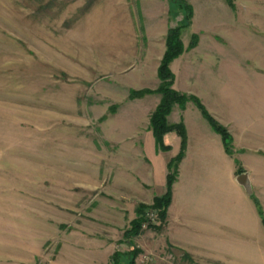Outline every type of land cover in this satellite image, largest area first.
I'll return each instance as SVG.
<instances>
[{
    "label": "rangeland",
    "instance_id": "1",
    "mask_svg": "<svg viewBox=\"0 0 264 264\" xmlns=\"http://www.w3.org/2000/svg\"><path fill=\"white\" fill-rule=\"evenodd\" d=\"M210 1L0 0V264H112L134 205L114 181L123 169L133 183L121 149L134 129L152 133L164 33L186 23L180 2L197 13L172 88L227 130L264 221V178H248L253 157L241 164V148L264 154V0ZM191 105L189 128L217 136ZM230 249L224 264H264V230L261 246Z\"/></svg>",
    "mask_w": 264,
    "mask_h": 264
},
{
    "label": "crops",
    "instance_id": "2",
    "mask_svg": "<svg viewBox=\"0 0 264 264\" xmlns=\"http://www.w3.org/2000/svg\"><path fill=\"white\" fill-rule=\"evenodd\" d=\"M212 3L213 0L209 2L210 5ZM190 5L195 19L196 7L191 2ZM164 35L166 37V33ZM179 59L171 64V69ZM177 108L170 115L177 114L171 123L183 119L187 133L186 152L178 165L165 227L161 232L144 229L132 240L140 250L135 264H172L170 259L179 261V255L184 256L190 264H224L232 255V246H261L264 228L257 210L236 182V155L228 156L221 138L200 122L197 128H189L186 114L192 110L191 103L184 110ZM131 135L134 137L121 149L119 158L123 160L118 165L127 167L133 175V183L125 188L121 179L125 177H122L123 169L114 180L117 187L125 189L126 197L134 204L128 225L136 218L138 205L150 206L154 198L165 194L167 165L180 151V139L174 133L166 134L163 138L164 144L170 146L168 152L157 151L152 133L148 130L134 129ZM241 149L247 152L241 155L242 166L245 167L247 156L253 157L255 169L248 171V178H264L263 152ZM121 241L124 244L120 247L126 250H107L109 260L116 252L124 254L130 251L127 243L123 239ZM94 246L97 254L103 253L102 245ZM67 253L72 254V251Z\"/></svg>",
    "mask_w": 264,
    "mask_h": 264
},
{
    "label": "trees",
    "instance_id": "3",
    "mask_svg": "<svg viewBox=\"0 0 264 264\" xmlns=\"http://www.w3.org/2000/svg\"><path fill=\"white\" fill-rule=\"evenodd\" d=\"M179 9L185 13L186 23L175 28H170L167 32L165 45L166 50L163 58L158 67L157 76L159 79V87L156 93L160 95L161 99L156 107L154 113L150 118V129L152 131L156 147L159 151L166 152L169 147L163 143V138L166 134L176 133L181 139V148L179 154L171 160L168 165V175L166 177V192L161 197H156L150 206L139 205L136 210V219H134L129 227L123 234L124 242L130 247V251L124 254L116 252L112 255L110 261L112 264H135L137 256L140 254L132 243V240L138 237L146 229L153 230L155 232H161L166 224L167 211L172 200V187L177 179V167L184 157L186 149V130L182 123L177 125H170L167 122V117L170 115L174 106H178L180 110H184L188 103H193L196 108L200 111L202 117L209 124L211 129L219 135L222 139L223 147L227 155L232 154L231 149V137L227 130L218 124L206 111L200 101L195 97H188L175 91L173 87L174 75L170 70V64L184 54L185 49L181 41V32L189 26L192 17V8L186 3H178ZM195 47V42H192L190 48ZM148 91L142 94H147ZM257 205V203H256ZM148 211L156 212L159 220V225H152L146 219V213ZM264 226V221L262 220Z\"/></svg>",
    "mask_w": 264,
    "mask_h": 264
},
{
    "label": "built area",
    "instance_id": "4",
    "mask_svg": "<svg viewBox=\"0 0 264 264\" xmlns=\"http://www.w3.org/2000/svg\"><path fill=\"white\" fill-rule=\"evenodd\" d=\"M145 216H146L148 222L151 223L152 225L158 223V216H157L156 212L148 211ZM144 229H146L145 226H144Z\"/></svg>",
    "mask_w": 264,
    "mask_h": 264
},
{
    "label": "water",
    "instance_id": "5",
    "mask_svg": "<svg viewBox=\"0 0 264 264\" xmlns=\"http://www.w3.org/2000/svg\"><path fill=\"white\" fill-rule=\"evenodd\" d=\"M237 182H238V184L240 185V186H242L245 190H246V192L248 193V187H249V182H248V180H247V178H238V180H237Z\"/></svg>",
    "mask_w": 264,
    "mask_h": 264
}]
</instances>
